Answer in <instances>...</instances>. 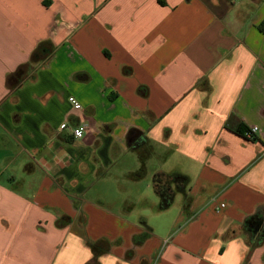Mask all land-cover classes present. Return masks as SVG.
I'll return each instance as SVG.
<instances>
[{
    "label": "crops",
    "instance_id": "crops-1",
    "mask_svg": "<svg viewBox=\"0 0 264 264\" xmlns=\"http://www.w3.org/2000/svg\"><path fill=\"white\" fill-rule=\"evenodd\" d=\"M0 264H264V0H0Z\"/></svg>",
    "mask_w": 264,
    "mask_h": 264
},
{
    "label": "trees",
    "instance_id": "trees-1",
    "mask_svg": "<svg viewBox=\"0 0 264 264\" xmlns=\"http://www.w3.org/2000/svg\"><path fill=\"white\" fill-rule=\"evenodd\" d=\"M52 52L53 51L48 50L47 48H39V50H36L33 54L31 64L38 63L40 62V60L50 57ZM26 74L27 68L21 67L16 73L9 76L7 81L9 87L16 88L18 85H20L21 82L24 80ZM249 131L250 130L246 131V133H248ZM140 134L141 133L139 131L131 129L127 134V140L130 143L134 138L138 137ZM251 140H254V138ZM188 185L189 178L183 174L177 172L171 174L157 173L153 180V187L160 198L159 209L165 210L169 208L173 203L175 195L178 192H186ZM255 221V217H252L247 221V225H252Z\"/></svg>",
    "mask_w": 264,
    "mask_h": 264
},
{
    "label": "built area",
    "instance_id": "built-area-1",
    "mask_svg": "<svg viewBox=\"0 0 264 264\" xmlns=\"http://www.w3.org/2000/svg\"><path fill=\"white\" fill-rule=\"evenodd\" d=\"M69 103L71 104L72 108L75 110V111H80L82 110L83 106L82 104L80 103V101L74 97V96H71L69 97L68 99ZM60 128L62 130L64 129H67L68 128V125L66 123H63ZM86 128H85V125H79V126H75L72 128V134L75 138H83L84 137V132H85ZM258 128L257 127H253L252 129H250V131L248 133L245 134V137L246 139H253L254 138V135H255V132H257ZM222 207H224V205H222Z\"/></svg>",
    "mask_w": 264,
    "mask_h": 264
},
{
    "label": "water",
    "instance_id": "water-1",
    "mask_svg": "<svg viewBox=\"0 0 264 264\" xmlns=\"http://www.w3.org/2000/svg\"><path fill=\"white\" fill-rule=\"evenodd\" d=\"M258 226H260V225H258ZM260 228V227H259Z\"/></svg>",
    "mask_w": 264,
    "mask_h": 264
}]
</instances>
